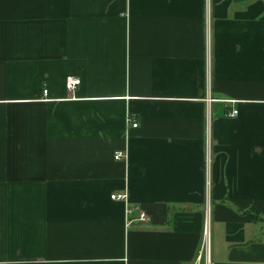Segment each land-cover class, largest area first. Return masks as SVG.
<instances>
[{
    "label": "crops",
    "instance_id": "0c3cea01",
    "mask_svg": "<svg viewBox=\"0 0 264 264\" xmlns=\"http://www.w3.org/2000/svg\"><path fill=\"white\" fill-rule=\"evenodd\" d=\"M206 210L264 264V0H0V264H194Z\"/></svg>",
    "mask_w": 264,
    "mask_h": 264
},
{
    "label": "built area",
    "instance_id": "2783aa9c",
    "mask_svg": "<svg viewBox=\"0 0 264 264\" xmlns=\"http://www.w3.org/2000/svg\"><path fill=\"white\" fill-rule=\"evenodd\" d=\"M79 83V79L75 76H67L65 78V87L67 90H72L77 84ZM237 112V110L232 109L229 112V115H234ZM131 120V118L128 117V121ZM132 126H136V122L132 123ZM114 158L115 159H122L123 154L120 151H116L114 153ZM111 198L113 199H123L125 198L124 194H112L110 195ZM140 220L145 219V214L144 212H140L138 215ZM204 237H203V243L202 247L200 249L199 254L196 257V261L194 264H209L210 263V258H209V217H208V210H206V216H205V222H204Z\"/></svg>",
    "mask_w": 264,
    "mask_h": 264
}]
</instances>
